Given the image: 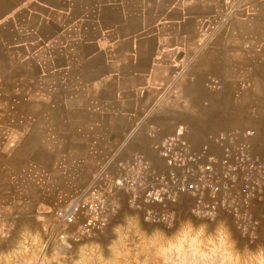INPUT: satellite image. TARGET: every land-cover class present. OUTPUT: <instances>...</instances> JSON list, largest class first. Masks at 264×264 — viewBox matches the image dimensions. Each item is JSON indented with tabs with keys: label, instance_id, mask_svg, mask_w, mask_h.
Masks as SVG:
<instances>
[{
	"label": "crops",
	"instance_id": "1",
	"mask_svg": "<svg viewBox=\"0 0 264 264\" xmlns=\"http://www.w3.org/2000/svg\"><path fill=\"white\" fill-rule=\"evenodd\" d=\"M248 107L264 117V0H0V246L42 223L20 216L36 211L20 181L64 201L135 152L160 165L176 127L198 147Z\"/></svg>",
	"mask_w": 264,
	"mask_h": 264
},
{
	"label": "built area",
	"instance_id": "2",
	"mask_svg": "<svg viewBox=\"0 0 264 264\" xmlns=\"http://www.w3.org/2000/svg\"><path fill=\"white\" fill-rule=\"evenodd\" d=\"M249 133L234 130L216 136L222 153L215 156L206 144L195 147L180 125L157 143L160 166L137 152L114 171L106 163L83 187L54 205L59 237L78 242L102 234L117 211L119 193L152 223L171 217L174 211L169 205L184 196L190 199V214L200 209L214 212L215 220L244 217L264 190V154L251 152Z\"/></svg>",
	"mask_w": 264,
	"mask_h": 264
},
{
	"label": "rangeland",
	"instance_id": "3",
	"mask_svg": "<svg viewBox=\"0 0 264 264\" xmlns=\"http://www.w3.org/2000/svg\"><path fill=\"white\" fill-rule=\"evenodd\" d=\"M247 114L246 119L248 121L245 120L241 127L218 132L214 136L209 137V139L213 138L212 141L204 143L208 145L209 151L213 155L220 156L222 153L221 147L214 142V138L221 133L234 130L239 132L249 131L247 139L250 142L251 152L257 156L264 154V117L258 116L253 107H248ZM260 122H263L262 127L257 125ZM41 183L39 181H28L27 179L19 182L23 190L32 189L29 190V195L24 193V197L21 200L24 203L21 202V204L33 201L34 204L32 205L36 208L35 213L27 212V214H20V216L31 218L36 215L37 218L41 219L42 223L36 221L35 224L30 226L25 225L20 230L19 244L13 247L11 245L0 246V260L3 261V257H18L21 264H89L96 256L98 250H102L107 254L109 245L119 247L120 238L127 235L130 229H147L150 232L153 228L164 227L162 223L147 221L140 211L128 206L126 195L119 193L116 196L117 211L114 215L116 223L113 227L106 228L100 235L78 242L59 241L54 237L57 229L54 224L53 207L61 202V195L56 196L54 194L50 196L43 194L42 191H45V188L40 189ZM189 202L190 199L184 196L177 203L169 205V210L174 211L173 214L177 223L191 216L187 210ZM191 218L197 223L201 222L196 220L194 216ZM204 222L208 224L209 232L215 229L217 225L223 224L226 231L231 233L232 239L236 241L237 248L240 250L245 248L255 249L257 246L264 245V190L259 200L251 202L249 210L244 217L232 218L223 216L215 221L206 220ZM51 231H53L54 236L49 239L47 236Z\"/></svg>",
	"mask_w": 264,
	"mask_h": 264
},
{
	"label": "clouds",
	"instance_id": "4",
	"mask_svg": "<svg viewBox=\"0 0 264 264\" xmlns=\"http://www.w3.org/2000/svg\"><path fill=\"white\" fill-rule=\"evenodd\" d=\"M206 220L214 221L215 213L192 209L179 223L173 214L155 221L162 228L130 229L119 247L98 250L89 264H264V245L240 250L223 224L209 232Z\"/></svg>",
	"mask_w": 264,
	"mask_h": 264
}]
</instances>
